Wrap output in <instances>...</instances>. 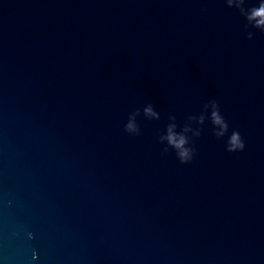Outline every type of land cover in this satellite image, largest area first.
<instances>
[{
    "label": "water",
    "instance_id": "water-1",
    "mask_svg": "<svg viewBox=\"0 0 264 264\" xmlns=\"http://www.w3.org/2000/svg\"><path fill=\"white\" fill-rule=\"evenodd\" d=\"M245 24L224 0H0V264H264V33ZM211 99L245 150L209 120L191 163L162 156L168 116Z\"/></svg>",
    "mask_w": 264,
    "mask_h": 264
},
{
    "label": "clouds",
    "instance_id": "clouds-1",
    "mask_svg": "<svg viewBox=\"0 0 264 264\" xmlns=\"http://www.w3.org/2000/svg\"><path fill=\"white\" fill-rule=\"evenodd\" d=\"M224 2L228 8L235 9L246 20L244 29L247 32V39L252 40L255 36V33L250 29H256L264 33V0H259L258 4L251 7H246L249 0H224ZM202 11L206 13L207 8L202 9ZM142 112L148 120L159 121L161 119V114L152 103L147 104ZM140 116L141 109L139 108L129 114L127 123L124 125V131L130 136H140L142 134L137 119ZM168 120L169 123L166 125L165 131L159 135V143L165 145L161 155L167 156L170 151H174L181 164H189L194 160L197 154L195 139L201 137L204 126L209 120L212 124V134L217 140L228 136L227 152H242L246 148V143L239 130H233L231 135H228L230 125L222 115L220 102L217 99L206 102L203 110L198 115H189L182 126L177 122L175 115L170 114Z\"/></svg>",
    "mask_w": 264,
    "mask_h": 264
}]
</instances>
